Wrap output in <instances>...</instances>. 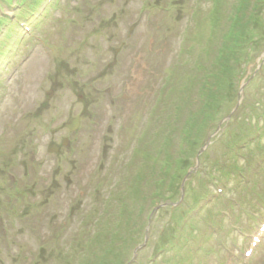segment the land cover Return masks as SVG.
Returning <instances> with one entry per match:
<instances>
[{
	"label": "rangeland",
	"instance_id": "1",
	"mask_svg": "<svg viewBox=\"0 0 264 264\" xmlns=\"http://www.w3.org/2000/svg\"><path fill=\"white\" fill-rule=\"evenodd\" d=\"M44 3L0 0V264H264V0Z\"/></svg>",
	"mask_w": 264,
	"mask_h": 264
},
{
	"label": "trees",
	"instance_id": "2",
	"mask_svg": "<svg viewBox=\"0 0 264 264\" xmlns=\"http://www.w3.org/2000/svg\"><path fill=\"white\" fill-rule=\"evenodd\" d=\"M3 1L6 2V3H10V0H3ZM213 4H214V7H217L218 1H215ZM212 19H213L212 20L213 22H216V24H219V22H220L219 14H216V13L212 14ZM232 22L235 24V20H233ZM261 133H263V132L254 131L253 132L254 136L252 135L250 137H246L245 139H242L240 142H238L237 143V148L238 149L236 151H234V154L235 153L239 154L241 151L246 149L249 145L253 144L255 141H259V138H261ZM183 135L186 137L185 134H183ZM235 156H237V154H235ZM237 171L238 170H236V173H237ZM153 205L157 206L158 203H156V201H153ZM179 236L180 235H177L175 237L173 236V239H172L173 241L170 243V245H167L168 247H161L160 250L157 253L160 252L159 254L164 256L167 253V251L168 252L170 251V249L174 250L173 248H175V247H176V249L179 248L180 244H181V238H182V237L180 238ZM185 242H186V239H185ZM176 255H177V252H176ZM36 262H38V261H36Z\"/></svg>",
	"mask_w": 264,
	"mask_h": 264
},
{
	"label": "water",
	"instance_id": "3",
	"mask_svg": "<svg viewBox=\"0 0 264 264\" xmlns=\"http://www.w3.org/2000/svg\"><path fill=\"white\" fill-rule=\"evenodd\" d=\"M264 55V54H263ZM53 150H57V148L55 147V144L54 143H51L50 144V147H49V151L50 152H53Z\"/></svg>",
	"mask_w": 264,
	"mask_h": 264
}]
</instances>
